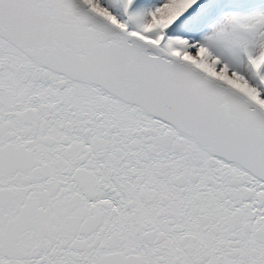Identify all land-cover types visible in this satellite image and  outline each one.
I'll list each match as a JSON object with an SVG mask.
<instances>
[{"label": "snow or ice", "instance_id": "1", "mask_svg": "<svg viewBox=\"0 0 264 264\" xmlns=\"http://www.w3.org/2000/svg\"><path fill=\"white\" fill-rule=\"evenodd\" d=\"M0 264H264V0H0Z\"/></svg>", "mask_w": 264, "mask_h": 264}]
</instances>
